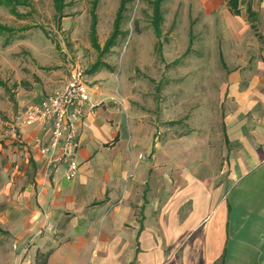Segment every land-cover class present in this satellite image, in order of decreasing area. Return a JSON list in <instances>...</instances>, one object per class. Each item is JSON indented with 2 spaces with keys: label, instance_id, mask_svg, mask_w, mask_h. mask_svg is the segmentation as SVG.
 <instances>
[{
  "label": "crops",
  "instance_id": "obj_1",
  "mask_svg": "<svg viewBox=\"0 0 264 264\" xmlns=\"http://www.w3.org/2000/svg\"><path fill=\"white\" fill-rule=\"evenodd\" d=\"M190 1L231 41L220 45L226 111L217 139L188 123L182 133L171 128L164 147L156 122L97 82L70 178L40 151L51 126L22 128L17 118L66 84L69 64L63 79L35 78L9 149L0 147L9 153L0 162V232L11 238L2 264H35L48 250V264H264V0Z\"/></svg>",
  "mask_w": 264,
  "mask_h": 264
},
{
  "label": "rangeland",
  "instance_id": "obj_2",
  "mask_svg": "<svg viewBox=\"0 0 264 264\" xmlns=\"http://www.w3.org/2000/svg\"><path fill=\"white\" fill-rule=\"evenodd\" d=\"M94 1L65 0L60 12L54 0H22L16 12L0 0V23L8 29L0 34V147L9 149L4 140L22 107V92L31 90L28 84L54 72L63 79L69 62L86 69L90 85L106 86L121 103L129 100L137 115L156 122L164 147L170 129L182 133L188 123L200 135L210 129L217 139L226 111L220 45L231 43L220 38L222 25L200 16L193 1L163 0L158 27L155 0H129L124 33L105 50L121 0ZM97 62L94 80L90 70ZM6 154L0 148V162ZM10 240L0 232V264Z\"/></svg>",
  "mask_w": 264,
  "mask_h": 264
},
{
  "label": "built area",
  "instance_id": "obj_3",
  "mask_svg": "<svg viewBox=\"0 0 264 264\" xmlns=\"http://www.w3.org/2000/svg\"><path fill=\"white\" fill-rule=\"evenodd\" d=\"M89 89L86 69L79 63L70 62L66 84L51 92L43 104L30 105L17 117L18 125L22 128L51 126V142L41 146L40 151L48 157L49 164H65L70 178L76 177L80 167L77 159L79 121L94 106ZM139 157L144 158V155L140 153Z\"/></svg>",
  "mask_w": 264,
  "mask_h": 264
},
{
  "label": "trees",
  "instance_id": "obj_4",
  "mask_svg": "<svg viewBox=\"0 0 264 264\" xmlns=\"http://www.w3.org/2000/svg\"><path fill=\"white\" fill-rule=\"evenodd\" d=\"M54 1L57 5L58 10H60V12H61L63 10V7L65 6V0H54ZM97 1L98 0L94 1L95 4H97ZM128 1L129 0H121L120 1V6L118 8L116 18L114 21V30L105 43V50H109L111 46L117 44L119 36L124 33V31H122L121 27H122L123 21L126 18L125 12L127 10V2ZM162 1L163 0H155V19H156V22L158 23V27L160 25V22L162 21V13H161ZM1 2L4 4H7V5H13V9L17 12L16 5L21 4L22 0H1ZM62 14H63V12H62ZM62 14L60 15V17L62 16ZM95 21L96 20H94V22ZM94 28H95V26L93 27V29ZM6 30H8L7 27L0 23V34ZM99 68H100V63L97 62V63H95V65H93L90 72L96 71ZM50 254H51V250L39 251L37 253V256H36L35 264H48Z\"/></svg>",
  "mask_w": 264,
  "mask_h": 264
}]
</instances>
